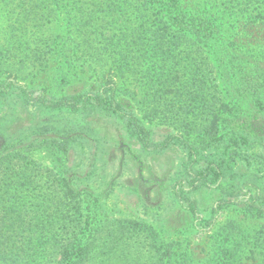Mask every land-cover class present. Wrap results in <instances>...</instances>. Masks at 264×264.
Listing matches in <instances>:
<instances>
[{
  "label": "trees",
  "instance_id": "trees-1",
  "mask_svg": "<svg viewBox=\"0 0 264 264\" xmlns=\"http://www.w3.org/2000/svg\"><path fill=\"white\" fill-rule=\"evenodd\" d=\"M220 6L217 0H92L90 6H78L72 0L58 7L69 20L61 31L65 64L75 71L79 67L84 73L85 68L101 66L107 60L111 69L98 80L81 82L79 92L65 94L49 102L48 107L107 111V117L122 128L124 138L142 152H163L174 146L183 149L189 158L183 166L186 178L173 192L187 218L176 229L180 232L209 228L223 207L239 206L254 216L264 214V197L259 193L246 201L228 199L204 209L187 196L217 185L223 172L212 156L224 153L223 142L237 138V134L227 131L228 124L242 122L245 113L240 109L250 103L261 104L257 95L264 92V17H253L247 9L244 21L233 23L238 15L218 13ZM102 8L105 9L100 11ZM112 14L124 16L123 23L132 26V32L117 41L101 31L107 15ZM217 78L225 80L231 90L244 94L241 102L222 99L219 82L214 81ZM11 89L18 88L0 82V93ZM22 91L31 101L29 92ZM247 92L255 99L246 97ZM45 101L46 95L42 94L36 103ZM161 128L166 134L157 139L154 132ZM123 142L126 143L124 139ZM48 145L43 140L27 147ZM4 148L0 149V162ZM58 150L65 157L63 144ZM7 166L9 171L14 169ZM3 175L0 169L1 180ZM35 182L42 185L36 186L38 203L32 212L21 215L16 210L17 199L10 196L11 190L18 193L21 186H0V264L124 261L125 255L109 248V244H118L114 238L96 249L91 225L94 204H89V194L82 197L70 179L51 173ZM197 219H201L199 224ZM158 258L161 264H171L173 260L175 264H187L186 254L173 251L165 250Z\"/></svg>",
  "mask_w": 264,
  "mask_h": 264
},
{
  "label": "rangeland",
  "instance_id": "rangeland-1",
  "mask_svg": "<svg viewBox=\"0 0 264 264\" xmlns=\"http://www.w3.org/2000/svg\"><path fill=\"white\" fill-rule=\"evenodd\" d=\"M75 1L78 6L92 4V0ZM217 1L218 13L238 15L233 23L244 21L247 9L253 17H264L263 0ZM70 2L0 0V82L18 88L0 93V149L5 146L0 186H21L18 193L10 191L19 203V215L33 211L39 195L36 186H42L35 181L51 173L70 179L82 197L91 196L95 247L102 249L111 238L116 239L118 244L109 248L126 256L119 264H161L158 255L165 250L186 254L187 264H264V214L254 216L239 206L223 207L209 228L176 230L187 221L173 195L175 186L186 178L183 166L189 158L183 149L142 152L124 138L107 111L48 107L65 94L79 92L81 82L98 80L111 69L107 60L85 68L84 73L65 64L61 31L69 20L58 7ZM121 18L107 15L101 30L105 37L114 36L117 41L132 32L130 23ZM214 81L219 82L222 99L241 102L244 94L231 90L225 80ZM22 89L29 92L31 101ZM42 94L46 103H36ZM250 96L247 92L246 97ZM257 96L261 104L244 105L240 109L244 120L226 128L237 134L236 140L223 142L224 153L211 155L223 172L217 185L187 195L200 209L228 199L246 201L258 193L264 197V92ZM154 133L157 139L166 134L162 128ZM43 140L50 145L27 147ZM61 144L65 157L58 150ZM7 165L14 169L7 170Z\"/></svg>",
  "mask_w": 264,
  "mask_h": 264
}]
</instances>
